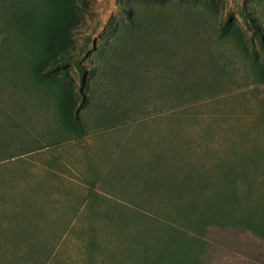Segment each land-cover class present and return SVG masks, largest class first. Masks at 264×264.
<instances>
[{"label":"rangeland","instance_id":"obj_1","mask_svg":"<svg viewBox=\"0 0 264 264\" xmlns=\"http://www.w3.org/2000/svg\"><path fill=\"white\" fill-rule=\"evenodd\" d=\"M0 264H264V0H0Z\"/></svg>","mask_w":264,"mask_h":264},{"label":"crops","instance_id":"obj_2","mask_svg":"<svg viewBox=\"0 0 264 264\" xmlns=\"http://www.w3.org/2000/svg\"><path fill=\"white\" fill-rule=\"evenodd\" d=\"M37 163V162H36ZM43 163H41L40 165H42ZM45 164V163H44ZM77 172H74V174H65L64 175V177H65V179H67V180H69V181H73V180H75L74 179V175L76 174ZM72 175V176H71ZM52 177V176H51ZM49 178V179H53L52 181H56L55 180V178ZM48 179V180H49ZM50 180V181H51ZM46 181H47V179H46ZM56 184H57V182H56ZM56 184L54 183L53 184V186H55L56 187ZM47 186H51L52 187V184H47ZM50 189H52V188H50ZM60 190H72L71 188L70 189H60ZM37 191V192H36ZM50 191H52V190H50ZM58 191V189H54V193L53 194H56V195H59V193L57 192ZM76 191V190H75ZM80 190H77V192H71L70 194H67V193H65V194H67V195H73V194H79V193H81V192H79ZM33 192H34V194H37V195H39V196H43V195H48V193H46V191H43L42 189H35V190H33ZM50 194V193H49Z\"/></svg>","mask_w":264,"mask_h":264},{"label":"trees","instance_id":"obj_3","mask_svg":"<svg viewBox=\"0 0 264 264\" xmlns=\"http://www.w3.org/2000/svg\"><path fill=\"white\" fill-rule=\"evenodd\" d=\"M83 81H84V78H83ZM84 100V99H83Z\"/></svg>","mask_w":264,"mask_h":264}]
</instances>
